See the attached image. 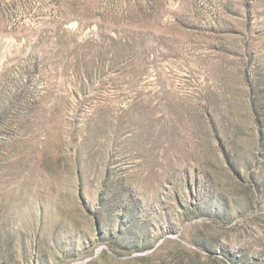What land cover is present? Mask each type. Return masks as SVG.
<instances>
[{"label": "rangeland", "instance_id": "obj_1", "mask_svg": "<svg viewBox=\"0 0 264 264\" xmlns=\"http://www.w3.org/2000/svg\"><path fill=\"white\" fill-rule=\"evenodd\" d=\"M0 264H264V0H0Z\"/></svg>", "mask_w": 264, "mask_h": 264}]
</instances>
